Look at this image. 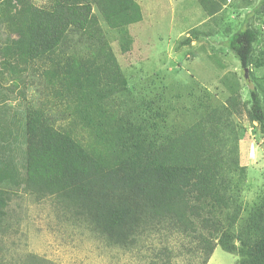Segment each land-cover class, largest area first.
Listing matches in <instances>:
<instances>
[{
  "label": "trees",
  "instance_id": "obj_1",
  "mask_svg": "<svg viewBox=\"0 0 264 264\" xmlns=\"http://www.w3.org/2000/svg\"><path fill=\"white\" fill-rule=\"evenodd\" d=\"M252 13H264V0ZM140 18L134 0H47L41 7L0 0L6 36L0 43V237L9 229L11 197L23 192L36 201L52 198L110 247L131 249L175 231L192 238L201 264L216 247L237 256L235 264H264V196L232 232L241 213L230 173L242 178L245 172L236 147L222 151L234 131L225 115L231 113L223 108L216 119L209 115L174 132L160 125L159 111L142 116L138 110L142 119L130 124L115 106L126 81L100 22L124 34ZM256 40L249 25L226 40L244 70ZM34 76L44 100L12 105L9 93L16 89L23 97ZM253 83L246 112L264 135V90ZM20 264L54 263L29 254Z\"/></svg>",
  "mask_w": 264,
  "mask_h": 264
},
{
  "label": "rangeland",
  "instance_id": "obj_2",
  "mask_svg": "<svg viewBox=\"0 0 264 264\" xmlns=\"http://www.w3.org/2000/svg\"><path fill=\"white\" fill-rule=\"evenodd\" d=\"M32 1L40 7L47 2ZM134 1L141 18L124 34L100 22L126 81V92L114 104L130 124L142 119L138 110L142 116L159 111L160 125L174 132L209 115L216 119L225 113L223 108L231 113V118L225 115L234 131L222 151L236 147L238 164L245 172L242 178L230 173L234 193H239L241 214L232 230L237 233L264 196V135L246 112L253 82L264 90V13H252L261 0ZM245 25L257 32L246 77L226 47L228 36ZM5 37L0 27V43ZM37 82L34 76L23 97L14 89L9 102L19 109L38 106L45 94H40ZM10 83L2 85L5 93ZM56 106L59 112L65 110L64 104L56 102ZM6 221L8 232L0 237L3 264H20L29 254L54 264H165L168 256L169 264H201L192 238L175 231L143 238L131 249L110 247L86 224L73 222L52 198L36 201L29 194L15 193ZM237 259L216 247L207 264H235Z\"/></svg>",
  "mask_w": 264,
  "mask_h": 264
},
{
  "label": "water",
  "instance_id": "obj_3",
  "mask_svg": "<svg viewBox=\"0 0 264 264\" xmlns=\"http://www.w3.org/2000/svg\"><path fill=\"white\" fill-rule=\"evenodd\" d=\"M246 72H247V70L245 69V70H244V73H245V77H246Z\"/></svg>",
  "mask_w": 264,
  "mask_h": 264
}]
</instances>
